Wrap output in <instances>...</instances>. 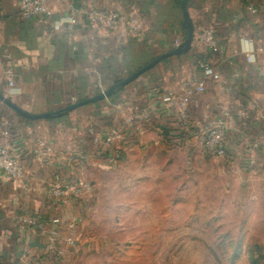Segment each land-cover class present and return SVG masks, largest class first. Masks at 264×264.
<instances>
[{
	"label": "crops",
	"instance_id": "obj_1",
	"mask_svg": "<svg viewBox=\"0 0 264 264\" xmlns=\"http://www.w3.org/2000/svg\"><path fill=\"white\" fill-rule=\"evenodd\" d=\"M86 3L138 12L143 28L133 35L93 29L79 14L71 36L54 29L70 4L82 8ZM51 7L49 18L26 19L19 0H0V91L7 86L5 66L12 58L17 77L9 97L32 113L56 110L104 90L173 49L187 34L180 0H66ZM188 11L194 25L191 49L161 60L108 98L41 119L26 118L0 99V143H8L25 167L22 180L0 170V264H88L99 251L87 230L99 179L120 170L121 158L131 151L150 147L139 139H162L194 158L204 152L202 133L218 118L226 122L228 134L226 155L215 157L220 173L230 178L232 191L264 199V54L255 51L264 40V0H189ZM209 25L219 50L203 53L197 36ZM201 59L220 79L207 81L206 90L185 104L182 117L178 104L169 105L162 97L168 91L181 94L186 81L204 79ZM145 110L150 120L141 118ZM92 124L102 134L116 127L124 139L98 150L87 132ZM41 139L47 145L44 157L36 154ZM251 157L256 163L250 168ZM74 180L91 186L53 196V187ZM25 214L40 220L59 217L61 230L76 243L55 259L45 248L47 229L16 222Z\"/></svg>",
	"mask_w": 264,
	"mask_h": 264
},
{
	"label": "rangeland",
	"instance_id": "obj_2",
	"mask_svg": "<svg viewBox=\"0 0 264 264\" xmlns=\"http://www.w3.org/2000/svg\"><path fill=\"white\" fill-rule=\"evenodd\" d=\"M137 141L150 147L99 179L88 264H264V199L232 191L213 156Z\"/></svg>",
	"mask_w": 264,
	"mask_h": 264
},
{
	"label": "built area",
	"instance_id": "obj_3",
	"mask_svg": "<svg viewBox=\"0 0 264 264\" xmlns=\"http://www.w3.org/2000/svg\"><path fill=\"white\" fill-rule=\"evenodd\" d=\"M64 1L66 0H19L20 15L26 19L40 17L49 18L54 11L51 4L53 2L62 3ZM79 14L88 21L93 29L111 32L122 31L128 35H133L140 32L143 28V18L138 12L128 14L124 9L117 5L107 6L86 3L82 8H77L75 5L70 4L68 14L62 21L56 22L54 29L64 31L71 36L78 24ZM197 41L198 46L203 53L216 52L219 50L215 29L211 25L201 30L197 36ZM255 51L258 54H264V40L257 43ZM247 60L251 62L253 57L248 55ZM199 65L204 70V79L186 81L184 83V91L181 94H178L175 91H168L162 97V100L169 105L174 103L178 104L182 117H186V112L184 111L185 104L193 97L206 90L207 81H219L220 79V74L213 71L205 59H201ZM5 75L7 86L3 93L6 96H10L12 95V89L16 84L17 77L12 58L8 59L6 62ZM141 118L150 120V112L145 110L141 113ZM87 132L91 136L92 143L98 150L110 147L124 139V133L116 127H111L106 134H102L95 125L92 124L88 127ZM227 142L228 134L226 122L220 118L214 119L212 124L206 128L201 136V143L204 152L213 157L226 155ZM46 146L45 140H39L36 154L40 157H44L47 154ZM261 148L264 151V139L261 142ZM255 163V157H251L249 160V167H253ZM0 170L10 178L16 180H22L25 176V167L22 165L8 143H0ZM90 186L91 184L89 182L74 180L65 183L63 186L53 187L52 192L54 197L60 198L65 194L66 189H71L78 193L83 188H88ZM16 222L23 225L35 226L41 231L47 229V232L45 233V248L51 252L55 259L61 258L66 250L71 246H74L76 243V239L72 234L63 233L61 230V219L59 217H54L49 220H40L31 214H25L17 216Z\"/></svg>",
	"mask_w": 264,
	"mask_h": 264
},
{
	"label": "water",
	"instance_id": "obj_4",
	"mask_svg": "<svg viewBox=\"0 0 264 264\" xmlns=\"http://www.w3.org/2000/svg\"><path fill=\"white\" fill-rule=\"evenodd\" d=\"M188 2L189 0H181V8L183 12V22L182 26L187 30V34L185 39L177 46H175L173 49L168 50L166 52H163L157 56H155L153 59H151L148 63L140 67L139 69L133 71L132 73L128 74L124 78L115 81L111 85H109L104 90L97 92L91 96H88L86 98H82L76 102H72L66 106L60 107L56 110L48 111V112H41V113H32L28 112L24 109H22L20 106H18L11 97L6 96L4 93L0 92V99L7 104L8 106L12 107L14 110H16L18 113H20L22 116L29 118V119H41V118H53L58 116H63L71 111H73L76 108H79L83 105L101 101L105 98H108L113 95V93L125 87L126 85L133 82L137 77H139L142 73L148 71L152 67H154L156 64H158L161 60L173 56L185 53L191 49L192 42L194 39V25L193 21L191 19L190 13L188 11Z\"/></svg>",
	"mask_w": 264,
	"mask_h": 264
},
{
	"label": "trees",
	"instance_id": "obj_5",
	"mask_svg": "<svg viewBox=\"0 0 264 264\" xmlns=\"http://www.w3.org/2000/svg\"><path fill=\"white\" fill-rule=\"evenodd\" d=\"M180 1H181V0H180ZM148 62H149V61H148ZM148 62H147V63H148ZM144 65H145V64H144ZM141 67H142V66H141ZM139 68H140V67H139ZM139 68H138V69H139ZM135 70H137V69H135ZM135 70H133V71H135ZM133 71H132V72H133ZM132 72H131V73H132ZM121 89H122V88H121ZM119 90H120V89L116 90V91L113 93V95L116 94ZM0 92H2V91H0ZM3 92H4V91H3ZM3 92H2V93H3Z\"/></svg>",
	"mask_w": 264,
	"mask_h": 264
}]
</instances>
